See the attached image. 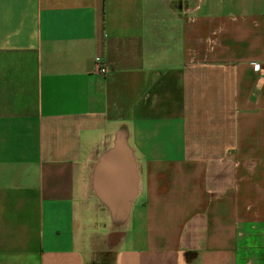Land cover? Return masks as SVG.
Here are the masks:
<instances>
[{
    "label": "crops",
    "instance_id": "crops-1",
    "mask_svg": "<svg viewBox=\"0 0 264 264\" xmlns=\"http://www.w3.org/2000/svg\"><path fill=\"white\" fill-rule=\"evenodd\" d=\"M0 264H264V0H0Z\"/></svg>",
    "mask_w": 264,
    "mask_h": 264
},
{
    "label": "water",
    "instance_id": "water-1",
    "mask_svg": "<svg viewBox=\"0 0 264 264\" xmlns=\"http://www.w3.org/2000/svg\"><path fill=\"white\" fill-rule=\"evenodd\" d=\"M127 146L123 140V138L120 136L117 141L115 142L114 147L110 150V153H120V152H126Z\"/></svg>",
    "mask_w": 264,
    "mask_h": 264
},
{
    "label": "built area",
    "instance_id": "built-area-1",
    "mask_svg": "<svg viewBox=\"0 0 264 264\" xmlns=\"http://www.w3.org/2000/svg\"><path fill=\"white\" fill-rule=\"evenodd\" d=\"M108 72L106 67L100 68V74L104 75Z\"/></svg>",
    "mask_w": 264,
    "mask_h": 264
}]
</instances>
